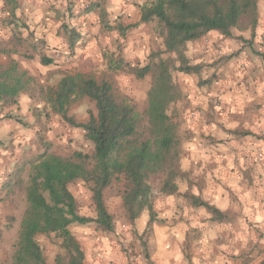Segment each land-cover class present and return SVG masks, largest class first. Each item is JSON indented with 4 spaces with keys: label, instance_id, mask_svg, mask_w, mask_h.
Wrapping results in <instances>:
<instances>
[{
    "label": "rangeland",
    "instance_id": "1",
    "mask_svg": "<svg viewBox=\"0 0 264 264\" xmlns=\"http://www.w3.org/2000/svg\"><path fill=\"white\" fill-rule=\"evenodd\" d=\"M150 1L0 0V62L14 60L43 87L56 85L68 73L107 80L116 99L132 106L145 120L154 75L150 71L139 78L133 69L173 57L170 73L178 97L167 106L166 113L176 125L177 191L163 192L161 176H152L151 207L131 220L122 201L126 182L118 176L103 191L112 229L103 230L89 221L72 223L69 230L80 243L86 264H257L264 259V157L256 159V153L264 151V97H249L264 91V71L262 86H252L246 78H226L225 65L261 59L254 55L264 53V31L257 23L254 34L249 32V38H244L245 45L231 48L228 54H217L211 62L191 63L184 46L189 63L200 65L198 72L185 73L176 69L179 61L172 53H161L163 38L157 23L139 22L141 5ZM71 30L77 33L72 45L68 38ZM42 57L51 62L42 64ZM220 80L227 82L224 87L218 84ZM187 109H192L190 118ZM67 112L75 122L85 123L89 114L95 113L94 103L79 97ZM217 117L222 121H216ZM226 125L233 129L227 131ZM204 127L229 132V149L210 150V154L223 151L229 162L199 163L197 155H188L187 142H229V138L218 142ZM74 151L91 156L93 145L81 127L71 126L52 113L37 94L23 93L16 103L0 101V264L12 262L13 245L26 207L31 163L42 153L69 157ZM220 166L222 174L216 172ZM19 167L23 169L22 181L16 184L13 179ZM90 187V182L81 179L68 185L77 212L95 219ZM215 190L222 191V200L218 199L232 214V220L216 229H188L185 216L191 208L189 195L207 200ZM217 232L227 238L217 242ZM36 239L45 264H66L60 239L54 234H39ZM207 246L208 252L222 247L229 254L222 260L207 261Z\"/></svg>",
    "mask_w": 264,
    "mask_h": 264
},
{
    "label": "trees",
    "instance_id": "2",
    "mask_svg": "<svg viewBox=\"0 0 264 264\" xmlns=\"http://www.w3.org/2000/svg\"><path fill=\"white\" fill-rule=\"evenodd\" d=\"M258 1L151 0L141 5L139 22L155 21L163 38L161 53L175 56L179 61L177 70L195 73L200 65L189 63L183 52L185 43L211 30L223 37H232L233 29H250L253 35L258 23ZM76 34L73 30L69 33L70 45ZM259 55L264 60V53ZM169 58L133 69L139 78L150 71L154 75L145 120L132 106L116 99L107 80L68 73L56 85L43 87L14 60L0 62V101L16 103L23 93L37 94L52 113L71 126L81 127L93 145L91 156L80 151H74L69 157L42 153L31 163L25 189L26 207L13 245L11 264H45L36 239L39 234H54L60 239L66 264H86L80 243L69 226L94 221L103 230L112 229V217L105 208L103 191L118 176L126 182L122 201L131 220L151 207L149 179L152 176H161L163 192L170 194L177 190L176 125L166 108L177 99L178 91L171 80L173 57ZM40 61L42 64L51 62L45 57ZM79 97H87L95 107V113H90L85 123L75 122L67 112L71 102ZM22 172V167L15 170L14 183L22 181ZM77 179L91 183L95 219L77 212L68 188ZM189 199L191 204L205 207L213 219L228 218L197 196L189 195ZM257 264H264V259Z\"/></svg>",
    "mask_w": 264,
    "mask_h": 264
},
{
    "label": "crops",
    "instance_id": "3",
    "mask_svg": "<svg viewBox=\"0 0 264 264\" xmlns=\"http://www.w3.org/2000/svg\"><path fill=\"white\" fill-rule=\"evenodd\" d=\"M257 8H258V26L262 28L260 31H264V28H263L264 26V0L258 1ZM0 26H1V23H0ZM249 32L251 34L250 30H245L241 33L236 31L235 33L233 32L232 37H223L218 31L211 30L207 32L205 35H203L202 37L196 40L187 41L185 43V46H187V53H186L187 57L191 60V63H197L202 60H205L207 62L215 61V58L218 57L220 54L221 55L228 54L231 48L233 47L241 48V46L245 45L246 43L244 44L243 41L246 40L244 38H247V39L249 38ZM240 36H242L243 38L241 37L240 39ZM248 43L249 42H247V45ZM254 56L256 58L257 56L261 58V56L259 55V52H256V55ZM239 64L242 66H239ZM239 64L234 62V64H232L231 66L225 65V68H227L228 70V73L227 74L225 73V76H227L226 78H229V79L231 78L234 80L237 79V77H240L241 79L246 78L245 81L249 83L250 85L262 86V84L260 83V77L264 71V60L262 58L255 59L253 62H248L246 64H243V63H239ZM226 83H227L226 81H222V83L219 82L218 84L221 85V87H224ZM213 85H216V84L214 83ZM259 96L264 97V91L257 92V94H255L254 97H249V98L258 99ZM203 98H207V100H210L212 97L203 96ZM193 102L194 101H192V103ZM187 110H188L187 112L189 113L192 109H187ZM190 116H192L191 113H189L188 117L190 118ZM216 121H222V118L217 117ZM190 123L192 124L193 122L191 121ZM225 128L227 129V131L233 129L229 127V125H226ZM193 129L196 130V128L194 127V124H193ZM203 130H207V132H211L210 136H214L216 140L220 143H221V140H223L224 138L225 139L229 138V142L227 143V141H224L222 144H210V145H205V144L196 145L195 143L187 142L186 147H187V150H189L187 151L188 155H191L192 158H195V155H197L196 158L199 161V163L200 162L202 163L203 161L204 163H209V164L217 163V164L222 165L224 162H229L230 158H226V156L223 155V151L221 152L213 151V153L210 154V150L212 149L216 150V147H222L225 149L226 147L228 149L230 148L231 146L230 143L232 140H231V135H229V132L222 131L220 128L207 129V127H204ZM230 133L233 134L232 131H230ZM226 143L227 145H225ZM195 145L198 149H196ZM263 157H264V151H259L256 153V159H259V158L262 159ZM221 167L222 166H220L219 168H216V172L218 174H222V170L220 169ZM222 195H223L222 191L215 190L214 193L209 195L212 197L211 199L206 198L207 200L205 199H202V200H204L205 202L209 203L210 205L220 210L224 215H227L228 218L226 220L219 221V220L213 219L212 214L205 207L195 206L191 204V208L187 211L186 216H185V223L187 225V228L193 229V227H197L198 232H199L200 229L201 230L206 229L208 226H212L214 229H216L222 224L230 222L232 220V214L226 211V208H224L220 204L221 201L218 199L220 198L222 200ZM194 196H197V195H194ZM225 198H227V196ZM209 223L212 225H210ZM215 235H216V238L218 239L217 242H220V240L222 241L227 238L225 234H221L218 232L215 233ZM207 237L209 241L210 236L208 235ZM205 239L206 238H203V241ZM211 241L214 244L217 243L216 240L214 239H211ZM162 242H164V239H162ZM221 249L222 247H220V249H214L213 252H208L209 248L207 246L205 249V259H207V261H212V260L218 261V260H222L223 258H226V255H228L229 252L226 249H224L223 251ZM210 253L212 255H210ZM207 257L211 259H208Z\"/></svg>",
    "mask_w": 264,
    "mask_h": 264
}]
</instances>
